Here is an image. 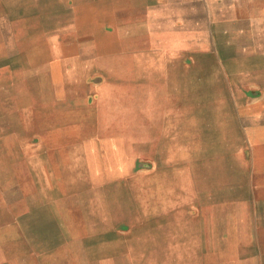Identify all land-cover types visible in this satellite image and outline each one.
I'll return each mask as SVG.
<instances>
[{
	"label": "crops",
	"instance_id": "0c3cea01",
	"mask_svg": "<svg viewBox=\"0 0 264 264\" xmlns=\"http://www.w3.org/2000/svg\"><path fill=\"white\" fill-rule=\"evenodd\" d=\"M252 4L0 0V264H264L251 36L186 25Z\"/></svg>",
	"mask_w": 264,
	"mask_h": 264
},
{
	"label": "rangeland",
	"instance_id": "374dc122",
	"mask_svg": "<svg viewBox=\"0 0 264 264\" xmlns=\"http://www.w3.org/2000/svg\"><path fill=\"white\" fill-rule=\"evenodd\" d=\"M201 21H199L198 17L196 20L190 21L188 18L186 21L188 33L190 35H196L199 37H203V40L206 41L208 37H213L212 35H216L218 40L220 39V47L224 48L225 54L231 56L232 51L235 52L236 56L240 58V66H243L242 59L244 58L246 61V57L248 56L246 53V41L244 45L242 44V35L243 33H250V53L249 56L251 58V68H250V80L244 81L249 85L245 87L244 91V106H248V110L250 112V132H251V142H250V151L245 155L247 158H253V150L261 151L264 150V14H261L259 11L258 5L252 4L251 8V20L248 23L243 21H228L226 17L221 13L217 14L210 12V7L203 6ZM225 17V18H224ZM257 22V23H256ZM259 26V27H258ZM230 36V41H234V43L229 44L226 40L227 36ZM239 37V38H238ZM260 37V38H259ZM233 39V40H231ZM208 44V42L206 41ZM204 42V45H206ZM233 45V46H232ZM230 46L231 50H226L225 47ZM235 47V48H234ZM245 65V63H244ZM246 71V67H245ZM190 82V81H189ZM188 82V89H190V84ZM240 82V81H239ZM190 85V86H189ZM221 86V82H220ZM247 88V89H246ZM237 90V87H236ZM249 91V92H248ZM248 92V93H247ZM238 92L236 91V94ZM240 93H242L240 91ZM248 95L249 104L246 100V96ZM237 102L241 103L243 101V95L239 94L236 97ZM245 107V113H246ZM221 120V119H220ZM220 126V137L223 135V131ZM261 132V133H260ZM195 135L188 134V140L193 141ZM162 152V153H161ZM165 154V155H164ZM163 156L172 160L171 163H178V159L181 157L179 154V150H165L160 151V157ZM146 165L140 166V168H146ZM177 174V170H175Z\"/></svg>",
	"mask_w": 264,
	"mask_h": 264
},
{
	"label": "bare ground",
	"instance_id": "6f19581e",
	"mask_svg": "<svg viewBox=\"0 0 264 264\" xmlns=\"http://www.w3.org/2000/svg\"><path fill=\"white\" fill-rule=\"evenodd\" d=\"M257 23V22H256ZM259 27V26H258ZM260 38V37H259ZM125 85V84H124ZM130 86V85H129ZM154 126V125H153ZM165 134V133H164Z\"/></svg>",
	"mask_w": 264,
	"mask_h": 264
}]
</instances>
